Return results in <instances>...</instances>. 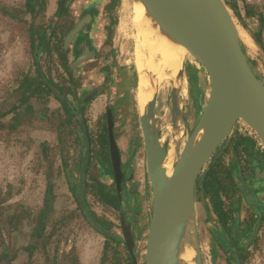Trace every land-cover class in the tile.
Here are the masks:
<instances>
[{
	"label": "flooded vegetation",
	"instance_id": "af4514ba",
	"mask_svg": "<svg viewBox=\"0 0 264 264\" xmlns=\"http://www.w3.org/2000/svg\"><path fill=\"white\" fill-rule=\"evenodd\" d=\"M114 1L0 0L1 38L19 41L23 52L29 49L35 65V68L22 69L11 85L1 90V95L7 89H16L23 75L36 71L43 73L49 91L42 111L33 100L35 108L27 124L11 135L34 129L50 134L39 142L41 160L38 165L43 170L34 177L37 182L42 178L43 193L36 194L29 205L19 199L14 201L9 194L0 195V264H15L20 257L25 258L22 264H40L34 260L37 255L43 257V264H84L77 231L84 227L103 239L100 264L112 262L111 257H105L107 245L117 249L122 261L128 258L127 254L131 257L123 240V218L131 223L138 250L144 229L141 224L147 218L143 212L146 196L138 189L132 161L125 157L117 141L114 64H103L108 57L105 58L103 45L97 40L100 30L111 33V22L107 27L102 23L104 17L113 15ZM225 1L236 4L237 8L231 9L247 31L237 0ZM253 12L259 15L257 10ZM259 16L262 21L251 35L259 52L264 54V14ZM250 56L264 79V71ZM109 111L114 115L119 174L111 149ZM3 132L6 131L0 128V141ZM239 138L245 143L237 151L232 144ZM29 141H35L32 134ZM217 165L232 173L225 191L218 195L223 214L216 211L210 197L202 190L205 175ZM61 185L66 186L69 197L57 196V186ZM96 186L103 187L106 194L117 199V209L104 202ZM197 189L198 231L202 217L199 204L204 209L203 224L210 235L206 238L212 260L220 249L227 259L225 264H252L259 257L264 261L261 256L264 254V144L250 126L239 122L202 172ZM90 202L106 214L116 216L117 213L118 222L100 215ZM76 222H80L78 227ZM201 234L200 231L202 248ZM202 259L206 264L203 248Z\"/></svg>",
	"mask_w": 264,
	"mask_h": 264
},
{
	"label": "water",
	"instance_id": "95a60500",
	"mask_svg": "<svg viewBox=\"0 0 264 264\" xmlns=\"http://www.w3.org/2000/svg\"><path fill=\"white\" fill-rule=\"evenodd\" d=\"M161 33L184 47L210 78V96L187 142L174 146V169L165 167L168 150L162 145L157 118V97L140 116L152 208L144 257L139 258L131 223L123 218V240L133 264H182L186 247L195 251V264H203L196 216L197 182L239 122L250 126L264 144V79L252 63L240 30L224 0H133ZM203 72V73H204ZM185 74V61L180 73ZM171 90V125L182 132L185 120L180 92ZM206 99L201 93V104ZM111 149L117 174L120 155L114 137V115L109 111ZM204 131V133H203ZM260 170H256L257 177Z\"/></svg>",
	"mask_w": 264,
	"mask_h": 264
},
{
	"label": "rangeland",
	"instance_id": "374dc122",
	"mask_svg": "<svg viewBox=\"0 0 264 264\" xmlns=\"http://www.w3.org/2000/svg\"><path fill=\"white\" fill-rule=\"evenodd\" d=\"M114 3L115 8L113 15L111 18L104 17L102 23L103 27H107V24L109 25L111 22V33L110 31L108 33L106 29L103 31L100 30L97 40L103 45L105 58L106 55L108 57V61L105 60L103 64L107 62L108 65H111L112 62L114 64L115 80L113 84V98L116 100L114 106L117 108L115 123L117 141L120 149L124 151L125 157L132 161L133 174L139 185L138 189L146 196V201L143 200V212L147 218L144 219L143 224H141L144 225V229L138 246V253L140 258H142L146 250L145 244L148 232V219L152 208V192L147 173L144 141L139 119L142 113L138 104L140 99V81L135 57L137 31L134 27V3L133 0H115ZM230 10L240 30L242 42L246 47L249 35L242 27L240 21L236 18L231 7ZM246 49L253 61L264 71V54L262 51L259 52L258 46L253 45L250 48L246 47ZM28 67L35 68L29 49H27V53L26 50L23 52L19 41L13 39L11 41H6L0 36V92L2 89L12 84L15 77L22 69H27ZM185 74L186 77L183 79V89L181 93V104L185 120V125H182L181 149L194 130L196 121L204 104L207 103V98L202 104L200 101L201 93L205 88L202 80L206 75L203 73L198 63L190 57V54L187 55L185 59ZM172 87V82L170 84V80H167L160 88L157 97V118L160 129L164 127L165 122L171 123ZM3 101L0 93V103ZM91 113L94 114L95 111ZM31 131L34 133H31ZM164 133V131L160 130L161 137ZM31 134L35 140L33 142L29 141ZM49 136L50 134L36 131L35 129L13 135L8 134L7 131L1 134L0 195L5 196L9 194L14 201L19 199V201L29 205L36 194L43 193L44 183L42 178L37 182L34 177L39 176V174L41 175L40 172L43 170V168L38 165V161L41 160L39 142L44 141ZM168 144L169 140H167L165 145L167 150ZM35 181L36 186H33ZM8 185H10V187H8ZM57 187L58 197H69L66 186L61 185ZM91 206L93 210L101 213L100 215L113 218L118 222L119 217L117 213L116 216H113L110 213L106 214L99 206L93 203ZM198 206L199 211L202 212V214L200 213L202 217L199 221V226L202 232L201 242L205 262L206 264H225L227 259L222 255L223 251L220 249L218 256L216 255L214 260H212V253L210 247L208 248V241L206 238V235L208 237H210V235L207 233V226L203 224L204 209L199 204ZM131 218L133 219V217ZM79 223L80 222H76V227L79 226ZM84 226L83 224V227ZM77 231L79 232L78 244L80 246V251L83 252V263L100 264L103 239L97 237L93 234L91 229H86L85 227L83 229H77ZM123 252L125 251L123 250ZM261 256L264 258V254ZM34 260L43 264V257L41 255H37ZM24 261L25 258L23 259L20 257L15 264H22ZM118 261L119 258L117 257L115 262ZM245 264L248 263L246 262ZM252 264H264V261L259 257L258 259L255 258Z\"/></svg>",
	"mask_w": 264,
	"mask_h": 264
},
{
	"label": "bare ground",
	"instance_id": "6f19581e",
	"mask_svg": "<svg viewBox=\"0 0 264 264\" xmlns=\"http://www.w3.org/2000/svg\"><path fill=\"white\" fill-rule=\"evenodd\" d=\"M133 10L134 27L137 31L135 57L140 81V99L138 104L142 115L154 95L158 97L160 88L167 80H170V84L172 82L179 90L181 104L184 77L180 73L183 69V62L189 52L184 47L174 44L161 33L160 28L146 15L142 4H134ZM204 74L206 77L202 80L203 86H205L203 92L208 99L211 90L210 78L205 72ZM181 111L183 114L182 104ZM160 130L165 132L161 137L162 145L165 146L167 140H169V154L165 167L168 171V176H172L175 164L174 146L176 142L180 141L182 132L180 134L175 132L170 122H165L164 127ZM195 256V251L190 247H186L181 255L182 264H195Z\"/></svg>",
	"mask_w": 264,
	"mask_h": 264
},
{
	"label": "trees",
	"instance_id": "16d2710c",
	"mask_svg": "<svg viewBox=\"0 0 264 264\" xmlns=\"http://www.w3.org/2000/svg\"><path fill=\"white\" fill-rule=\"evenodd\" d=\"M232 8L236 9L237 6L233 2H227ZM115 6V5H114ZM52 92V90H50ZM49 94L48 86L45 84L43 73L36 71L33 73L23 75L20 83L16 89H7L1 97L3 102L0 103V128L2 131H7L11 134L12 131H16L20 126L26 125L28 117L35 106H39V110L44 107V98ZM66 114L70 116V113L66 111ZM69 123V119H67ZM244 139H238L233 142L234 148L238 151L244 145ZM232 173L230 170L221 169L220 166H213L205 175L202 182V190L204 195L209 196L216 211L223 214L222 203H220L218 195L219 192L225 191V184L227 180H231ZM97 193L104 199V202L110 206L118 208L117 199H112L109 194L105 193V190L101 186L94 187ZM117 243V242H116ZM118 246V245H117ZM119 256V252L113 246L107 245L105 250V257L112 260L111 264H133L132 258L127 254V259L123 258L122 261L115 262Z\"/></svg>",
	"mask_w": 264,
	"mask_h": 264
},
{
	"label": "crops",
	"instance_id": "0c3cea01",
	"mask_svg": "<svg viewBox=\"0 0 264 264\" xmlns=\"http://www.w3.org/2000/svg\"><path fill=\"white\" fill-rule=\"evenodd\" d=\"M237 4L248 27V32L246 31V33L249 35V44L246 43V47L250 48L251 46L256 45L251 35V31H254L257 26L259 28V21H262L259 15L260 13L264 14V0H237ZM254 9L258 11L259 15H256L253 12Z\"/></svg>",
	"mask_w": 264,
	"mask_h": 264
}]
</instances>
